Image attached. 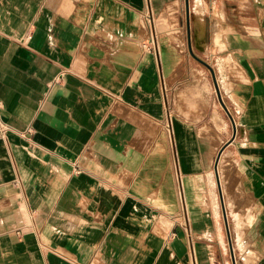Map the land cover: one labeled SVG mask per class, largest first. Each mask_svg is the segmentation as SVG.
<instances>
[{"label":"crops","instance_id":"1","mask_svg":"<svg viewBox=\"0 0 264 264\" xmlns=\"http://www.w3.org/2000/svg\"><path fill=\"white\" fill-rule=\"evenodd\" d=\"M184 7L0 0V126H8L0 136V264H208L205 242L192 239L190 250L178 194L179 180L200 221L187 192L188 162L199 160L188 149L189 127L167 114L169 92L183 88L184 96L206 80L175 41ZM205 7L202 0L194 28L204 27ZM149 9L156 53L144 46ZM228 55L233 67L218 84L236 130L231 123L217 166H228L231 194L214 172L241 237L245 227L258 229L250 207L263 197L264 47ZM216 109L211 123L220 129Z\"/></svg>","mask_w":264,"mask_h":264},{"label":"rangeland","instance_id":"2","mask_svg":"<svg viewBox=\"0 0 264 264\" xmlns=\"http://www.w3.org/2000/svg\"><path fill=\"white\" fill-rule=\"evenodd\" d=\"M178 1L183 3V6L185 5V0ZM214 1H216V6L212 7ZM205 2L207 7L203 8V11L206 10L204 27L197 25L194 28L191 21L192 53L214 70L218 83L220 75L227 77L230 74L227 68L232 69L233 67V60L229 59V53L235 52L237 47L240 49L264 47V0H205ZM209 3L211 6H208ZM189 6L192 20L194 14L201 8L196 5V0H189ZM181 16L183 17V29L175 41L184 55L188 56V63L198 64L204 70L206 77L203 82L199 81L200 86L197 79L194 85L187 87L189 90L187 95H179L183 88H176L168 95V117L175 116L184 126L189 127L188 149L191 157L199 160V162H188L191 165V171L189 173L190 181L187 182L189 185L187 192L192 204L201 208L202 219L200 221L192 219L178 182L179 201L183 208L182 215H184L181 222L185 220L184 227L193 241L199 238L207 244L206 250L210 256L208 264H232L214 172V163L219 150L223 147L222 151L225 152L229 143L228 136L232 121L219 101L211 71L195 59L189 50L185 7L181 11ZM215 22H218V25L215 26ZM213 31H216L214 36H218L215 41L216 45L212 43ZM196 32L199 37L194 39ZM156 41L158 43L157 35ZM196 47L203 50L205 56L199 57ZM220 65L224 68L222 74L218 70ZM219 90L225 104L224 93L220 86ZM215 105L217 106L216 112L222 119L220 129H215L211 123ZM174 153L175 159H177L176 148H174ZM220 155L219 157H222L223 153ZM176 163L178 164V162ZM227 169L228 166H221V162H219L217 172L221 179V186L225 185L227 194H231L232 184L223 183L224 178L227 179ZM259 194L263 196L260 203L256 202L250 207L251 212L257 214L254 226L258 229L245 227L242 238L239 237V233L234 227L233 213H230L226 206L236 264H264V184L262 192H257V196ZM236 208L230 207L233 212L239 210ZM192 239L191 244H193ZM246 255L249 256L247 262L245 261Z\"/></svg>","mask_w":264,"mask_h":264},{"label":"water","instance_id":"3","mask_svg":"<svg viewBox=\"0 0 264 264\" xmlns=\"http://www.w3.org/2000/svg\"><path fill=\"white\" fill-rule=\"evenodd\" d=\"M185 13H186L188 46H189L190 52L192 53V46H191V18H190L189 0H185ZM192 55H193V53H192ZM193 56L197 60H199L201 63H203L211 71L219 101L222 104V106H223L224 110L226 111V113L228 114V116L230 117V119H231V121L233 123L234 132H235V130H236L235 122H234L229 110L227 109V107L223 103V100L221 98V93H220V90H219V86H218V83H217V80H216V76H215L214 70L205 61L201 60L196 55H193ZM222 150H223V147L219 150L217 158H216V161L214 163L215 170L217 168L218 158H219V155L221 154ZM216 181H217V186H218L219 195H220V201H221V207H222L224 223H225V227H226V233H227V236H228V243H229V249H230V254H231V260H232V264H236L234 251H233V246H232V242H231V238H230V229H229V224H228L227 212H226V208H225V204H224V200H223V196H222V192H221L220 181H219V178H218L217 175H216Z\"/></svg>","mask_w":264,"mask_h":264},{"label":"built area","instance_id":"4","mask_svg":"<svg viewBox=\"0 0 264 264\" xmlns=\"http://www.w3.org/2000/svg\"><path fill=\"white\" fill-rule=\"evenodd\" d=\"M144 18H145L146 22L149 25V33L147 35V41L144 44V46L147 47L152 52L156 53V52H158V50H157V41H156V32H155V29L153 27V19H152V15H151L150 9L147 10V12L144 15ZM7 129H8V126L6 124H1V126H0V136H3V134H4L3 132H5ZM28 130H30V129H28ZM178 182H179V180H178ZM178 190H179V187H178ZM179 194H180V192H179ZM191 239L192 238L189 237V241H191ZM190 250H192V252H193V247H192L191 243H190Z\"/></svg>","mask_w":264,"mask_h":264},{"label":"bare ground","instance_id":"5","mask_svg":"<svg viewBox=\"0 0 264 264\" xmlns=\"http://www.w3.org/2000/svg\"><path fill=\"white\" fill-rule=\"evenodd\" d=\"M196 5L197 6H200V0H196ZM198 17H200L201 18V10L200 9H198V11H197V14H196V18H198ZM199 21H201V20H198V22ZM220 158V157H219ZM219 158H218V160H219ZM251 219V216H249V220Z\"/></svg>","mask_w":264,"mask_h":264}]
</instances>
